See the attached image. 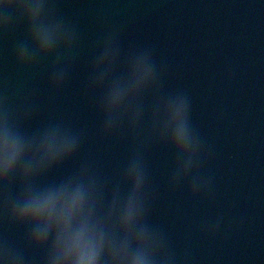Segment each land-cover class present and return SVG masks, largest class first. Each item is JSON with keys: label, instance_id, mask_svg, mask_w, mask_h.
I'll use <instances>...</instances> for the list:
<instances>
[{"label": "water", "instance_id": "obj_1", "mask_svg": "<svg viewBox=\"0 0 264 264\" xmlns=\"http://www.w3.org/2000/svg\"><path fill=\"white\" fill-rule=\"evenodd\" d=\"M55 11L78 38L57 91L47 85L48 60L27 69L15 65L12 47L22 27L0 34V97L10 104L26 99L32 116L24 129L59 122L80 134L77 153L55 175L87 162L109 186L136 152L150 194L147 221L163 235L175 264H264V0H55ZM110 27L119 29L122 51L150 50L162 94L187 97L201 143L199 174L209 180L206 195H189L186 182L169 187L174 155L147 135L150 95L135 133L122 125L100 135L96 93L84 85L94 44ZM216 221L214 233L205 230ZM0 240L16 244L25 264H41V253L24 247L23 229L3 216Z\"/></svg>", "mask_w": 264, "mask_h": 264}, {"label": "clouds", "instance_id": "obj_2", "mask_svg": "<svg viewBox=\"0 0 264 264\" xmlns=\"http://www.w3.org/2000/svg\"><path fill=\"white\" fill-rule=\"evenodd\" d=\"M18 27L23 37L12 47L15 65L27 69L48 60L47 85L59 90L75 56V26L55 11V0H0V34ZM87 73L84 88L96 93L100 135L122 125L135 133L150 95L147 135L174 155L169 187L186 182L189 195H206L188 99L179 91L161 93L150 50L122 51L119 29L110 27L96 40ZM31 116L26 99L10 104L0 97V216L23 229L24 247L40 252L41 264H175L163 235L147 221L150 194L140 155L133 152L109 186L87 162L55 175L77 153L80 134L59 122L27 131ZM218 225L205 230L214 233ZM0 264H25L23 251L0 240Z\"/></svg>", "mask_w": 264, "mask_h": 264}]
</instances>
